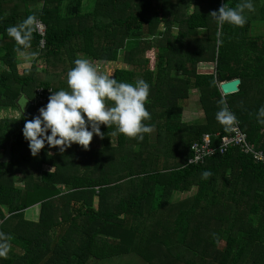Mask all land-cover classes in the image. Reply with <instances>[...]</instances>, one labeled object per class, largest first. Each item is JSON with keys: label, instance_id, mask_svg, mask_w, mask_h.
Masks as SVG:
<instances>
[{"label": "trees", "instance_id": "16d2710c", "mask_svg": "<svg viewBox=\"0 0 264 264\" xmlns=\"http://www.w3.org/2000/svg\"><path fill=\"white\" fill-rule=\"evenodd\" d=\"M252 2L243 26H221L211 14L220 0H0V110L18 109L20 93L33 99L38 86L70 90L67 72L76 58L108 64L123 50L130 68L111 76L150 85L145 123L155 127V138L137 141L101 124L99 149L92 140L87 149L73 143L64 152L46 144L47 153L33 156L22 134L32 106L17 119H0V233L8 245L0 264H46L49 249L50 264L126 255L145 264H264V163L232 148L188 164L195 141L231 126L216 119L222 107L252 147L264 150V34H252L253 23H264V0ZM29 16L45 27L42 48L34 23L27 48L7 32ZM18 47L42 58V71L34 63L18 73ZM204 63L212 69L197 72ZM233 79H240L238 91L223 96L218 85ZM192 96L204 117L190 125L182 111ZM16 175L23 187L15 186ZM177 193L191 195L175 201ZM31 207L38 221L24 219ZM61 225L68 236L54 241Z\"/></svg>", "mask_w": 264, "mask_h": 264}, {"label": "clouds", "instance_id": "9594fccd", "mask_svg": "<svg viewBox=\"0 0 264 264\" xmlns=\"http://www.w3.org/2000/svg\"><path fill=\"white\" fill-rule=\"evenodd\" d=\"M245 9L254 10L252 0H243L236 7L222 5L211 14L221 26L225 23L243 26L247 22ZM33 23L34 17L29 16L20 25L8 27L7 32L19 46L27 48L31 40L30 25ZM220 35L218 31L217 37ZM217 42L221 41L218 39ZM17 51L22 56L25 55L21 47ZM73 64L67 72L70 90L54 91L47 104L39 108V115L25 120L22 134L33 156L44 149L46 144L49 148L57 147L60 152H64L73 143L87 149L94 134L102 135L101 124L108 127L114 125V134L118 132L137 141H142L145 134L153 131L152 126L145 123L151 119L145 107L150 85L145 80L137 79L134 83L117 81L112 76L98 72L85 57L76 58ZM210 65L204 63L197 66L196 70L199 72ZM212 67L213 65L209 69ZM258 116L264 117V106L258 109ZM216 119L224 125H231L236 117L227 107H222L217 112ZM258 122L264 123V120ZM209 175L208 171L202 173L203 178ZM7 250L6 236L0 233V256L5 255Z\"/></svg>", "mask_w": 264, "mask_h": 264}, {"label": "built area", "instance_id": "2783aa9c", "mask_svg": "<svg viewBox=\"0 0 264 264\" xmlns=\"http://www.w3.org/2000/svg\"><path fill=\"white\" fill-rule=\"evenodd\" d=\"M228 0H220L222 6ZM35 31L42 37L40 48L44 46L45 27L37 21L34 23ZM54 92L50 87L40 86L35 89L33 99L30 102L32 106L33 117L39 115V108L46 105L49 96ZM238 149L242 154L250 156L255 163H264V150H255L248 141L247 135L240 129L235 120L224 134L205 133L201 138L191 145L192 157L188 164L201 165L208 158L216 155H224L230 149Z\"/></svg>", "mask_w": 264, "mask_h": 264}, {"label": "rangeland", "instance_id": "374dc122", "mask_svg": "<svg viewBox=\"0 0 264 264\" xmlns=\"http://www.w3.org/2000/svg\"><path fill=\"white\" fill-rule=\"evenodd\" d=\"M252 34H254V35L264 34V23H262V21L253 23V25H252ZM122 54H123V50H122V52L119 53V60L116 63L112 62V63L106 64V63H102V62L101 63L96 62V63H93V64L97 68L98 72L111 76L112 73H113V70H115L117 67H122V68H127V69L130 68L129 66H126L125 64L122 63V61H121ZM150 54H152L151 51H149L148 53L146 52L145 55H150ZM44 65L45 64L38 65L39 68H40V71H42V69L44 68ZM35 66L37 67L36 63H35ZM66 68H68V67L65 66V68L63 69L64 72H65ZM209 68H211V65L208 66L207 69L202 68L203 70H199V72L210 71ZM64 76L65 75L61 74L60 75L61 79L65 80ZM38 87H40V86H38ZM50 88H52V87H50ZM190 100L192 102V105H194L193 109L197 108L195 103H194L195 96L190 97ZM193 109L191 108L190 111H189V112H193L194 113V115L192 117H190L191 119H189L190 122H188V124H190V125L196 124L197 121H202V118L204 117L203 113L202 112L200 113V109L199 108L196 109V112ZM18 117H19V115H15L12 112V110L8 111L6 113L0 114V119H7V118L8 119H17ZM154 133H155V127L153 128V131L151 132V134L154 135ZM93 139L97 140L96 141L97 142V148L99 149L100 146H101L100 138L96 134H94L92 140ZM151 141H154L153 137L150 139V142ZM155 141H156V139H155ZM113 142H114V139H113ZM6 145L8 146V143ZM48 151L49 150L43 149V152H45V153H47ZM6 157H8V154L6 155ZM42 169H43L44 172H53V170H54L53 167H48L47 165H45ZM14 180H15V186L23 187V182H22V179H21L20 176L16 175L14 177ZM191 193H189L187 195H183V194H178L177 193V194L174 195L173 200H175V201L182 200L184 198L189 197L191 195ZM31 213H33L34 216H36L34 221H38V219H39V210L37 209V207H31L30 209L25 211L23 213L24 219L30 220V214ZM65 232H66V225H63V226L61 225L60 227H57L55 229L54 241H56V239H58V238H60L62 236L63 237L64 236H68V234H65ZM54 258L55 257H53L52 251L49 249V250H46V254L42 258V262L44 263V261H46V264H48V263L50 264ZM100 262H102V263H97V264H145L144 262L141 261V259L139 257H135L134 255H126V256H122V257H116L113 260L108 261V262L107 261H100Z\"/></svg>", "mask_w": 264, "mask_h": 264}, {"label": "crops", "instance_id": "0c3cea01", "mask_svg": "<svg viewBox=\"0 0 264 264\" xmlns=\"http://www.w3.org/2000/svg\"><path fill=\"white\" fill-rule=\"evenodd\" d=\"M23 52H24L25 55L22 56L20 53H18V55H17L18 60H19V64L17 66L18 73L21 74L22 72L31 69L32 68V65L34 63H36L37 65H43L44 64V61H43L42 58L36 59V56L34 54H31L29 51H26V50H24ZM114 63H116V62H114ZM36 68H37V71L39 72L40 71L39 66H37ZM117 68H121V67H117ZM5 70H6V67L0 62V73L4 72ZM31 100H32V97L30 98V96H28L26 93L21 92L20 95L18 96L17 100H16L17 105H18V109H12V112L15 115H20L21 112H26L27 109L30 108V102H31ZM22 105H23V107H22ZM193 106L194 105H192V102H191L182 111L183 112L182 113V121H184L185 123L190 122V120H189V119H191L190 117H192L194 115L193 112H189L191 108L193 109ZM196 107H197V105H196ZM197 108L200 109L199 106ZM197 108H194L193 110L196 112V109ZM8 111H11V110H7V111L0 110V114L6 113ZM201 112L202 111L200 109V113ZM198 122H201V121H197L196 123H198ZM153 137L155 138V134L153 135ZM96 141L97 140H95V139L92 140L93 148H96L97 147V142ZM151 142H153V141H151ZM35 218H36V216H34V214L31 213L30 214V220H35ZM113 259L107 260V262L108 261H111ZM97 263H102V262L97 261V259L90 258L85 264H97Z\"/></svg>", "mask_w": 264, "mask_h": 264}, {"label": "water", "instance_id": "95a60500", "mask_svg": "<svg viewBox=\"0 0 264 264\" xmlns=\"http://www.w3.org/2000/svg\"><path fill=\"white\" fill-rule=\"evenodd\" d=\"M240 84V79H233L230 81L222 82L218 85L219 91L222 95L233 94L238 91V85Z\"/></svg>", "mask_w": 264, "mask_h": 264}]
</instances>
